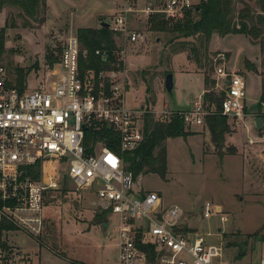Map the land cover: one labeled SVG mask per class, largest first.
I'll return each mask as SVG.
<instances>
[{
  "label": "rangeland",
  "instance_id": "rangeland-1",
  "mask_svg": "<svg viewBox=\"0 0 264 264\" xmlns=\"http://www.w3.org/2000/svg\"><path fill=\"white\" fill-rule=\"evenodd\" d=\"M124 2L133 9L164 4V0H44L35 17L6 6L0 9V31L4 28L6 36L0 64L5 65L13 80L19 69L28 72V89H36L40 83L49 86L54 79L50 70L61 55L56 33L77 34L83 28H100L103 20L110 23L118 11L126 8ZM191 2L198 4L200 0ZM234 8L235 21L240 20L242 11L252 16L260 12L256 0H234ZM129 17L132 29L146 36L144 43L137 44L117 39L118 50L127 49L124 59L118 51L115 54L124 63L116 73L120 81L125 80L129 108L148 105L157 109L167 103L171 108L188 109L202 97L203 89L213 86V81L215 87V67L219 65L247 79V111L256 112L264 95V33L258 37H222L214 33L206 46L203 35L184 37L176 32L151 30L144 12L133 10ZM175 20L171 19L169 25ZM221 54L223 59L219 58ZM168 73L174 74L173 95L165 89ZM218 86H223L222 80H218ZM250 119L247 126L229 119L231 132L226 136V147H235L236 154L222 158L217 155L205 121L204 125L186 126L191 135L165 141V179L157 173L137 177L145 190L161 195L164 207L181 206L185 210L181 225L203 235L211 234L210 242L221 244L227 259L235 264L256 262L264 256V143H260ZM248 136L257 143L249 144ZM97 199L93 192L75 190L69 181L65 187L48 192L43 235L34 238L15 232L9 236L11 244L24 253V264H117L118 218L102 210ZM207 202L213 205L210 217L204 215ZM217 206L222 213L215 211ZM223 215L227 221H222Z\"/></svg>",
  "mask_w": 264,
  "mask_h": 264
},
{
  "label": "built area",
  "instance_id": "built-area-1",
  "mask_svg": "<svg viewBox=\"0 0 264 264\" xmlns=\"http://www.w3.org/2000/svg\"><path fill=\"white\" fill-rule=\"evenodd\" d=\"M192 6L191 0H164L159 8L133 9L126 5L109 28L116 40L145 42V34L132 29L130 12L137 10L148 16L160 12L166 19L175 20L184 18ZM55 39L61 55L50 70L54 79L49 86L40 83L36 89H21L15 86L5 65L0 64V223L12 226L10 235L20 232L40 238L45 230L47 194L63 187L67 179L75 190L95 193L101 209L117 215V264H151L147 252L138 246L139 235L142 243L156 247V264H235L227 259L221 244L210 242L211 234L203 235L181 225L185 215L181 206L166 208L160 194L145 190L128 169L126 158V152L135 151L145 140L147 114L162 122L178 118L186 126L204 125L206 117L216 111L205 101L207 90L184 110L167 103L157 109L148 105L129 108L125 80L120 81L116 72L97 74L92 70L89 76L81 73L80 56L86 50L77 34L58 32ZM126 51L118 50L123 59ZM95 52L104 60L109 56L107 50ZM215 71L217 83L212 90L223 93L221 113L237 125L247 126L251 118L252 129L264 143V99L260 111L248 113L247 79L228 71L226 66L218 65ZM218 80H222V87ZM256 117L263 119L261 130L256 129ZM106 126L115 133L105 137L112 146L98 139L88 150L87 130L99 131ZM247 142L257 143L252 136ZM37 163H41V174L34 179L27 175L26 168ZM212 211L213 205L207 202L205 217H210ZM215 211L223 212L220 206ZM222 221L227 217L223 215ZM11 243L4 246L0 241V264H24V253ZM246 264H264V256Z\"/></svg>",
  "mask_w": 264,
  "mask_h": 264
},
{
  "label": "trees",
  "instance_id": "trees-1",
  "mask_svg": "<svg viewBox=\"0 0 264 264\" xmlns=\"http://www.w3.org/2000/svg\"><path fill=\"white\" fill-rule=\"evenodd\" d=\"M43 2L44 0H0V9L6 6H13L20 8L25 15L35 17L39 13V7ZM256 2L260 8L259 14L252 16L242 11L239 21H235L233 16L235 11L234 0H200L198 4H193L186 11L184 18L175 20L173 25H169L170 20L166 19L165 14L160 12L151 14L148 19V24L151 30L176 32L184 37L203 35L206 46H208L214 33H218L222 37L228 34H254L258 37L264 33V0H256ZM77 36L82 47L84 46V50H86L85 56L83 53L81 54L79 63L80 71L84 76H89L92 70L98 74L100 71L117 72L124 68L123 61L115 54L119 46L115 38V33L109 27L95 29L83 28L79 30ZM5 48L6 36L5 29L3 28L0 31V59L5 52ZM97 49L108 51L109 56L107 60H104L96 54L95 51ZM261 51L264 54L263 40L261 41ZM196 62L200 63V60L197 59ZM50 64L51 66L54 65V63ZM27 74L28 72L19 69L16 79H12L15 86L25 89L27 87ZM205 81L207 83L208 78ZM98 84L99 81H96L97 86ZM106 86L109 87L108 81ZM211 88L206 89L204 98L206 103L216 107V111L208 115L205 121L210 129L212 142L216 147V153L222 158L227 154H236L237 149L232 146L226 147V136L231 132V128L228 117L221 113V103L224 96L223 93L217 94ZM210 89L211 91H209ZM262 89L264 91V77L262 80ZM263 99L264 95L258 104V111L261 110V101ZM191 133L190 130L186 129L183 120L175 118L169 122H162L155 120L152 114H147L145 117V140L135 151L126 152L128 169L133 172L136 179L140 174L149 173H157L165 179L168 171L165 141L168 138L179 136L187 137ZM108 136H115V133L107 126L99 131L87 130L85 140L87 149H91V145L98 139H105ZM105 141L107 145L112 146L110 140L105 139ZM26 169H28L27 175H30L34 179H39L41 163L29 166ZM66 185L67 179H65L64 187ZM11 231H13L11 225L8 223H0V241L2 245L6 246L9 244ZM138 246L147 252L148 261L151 264H156L158 257L156 247L151 244L142 243L141 235H139Z\"/></svg>",
  "mask_w": 264,
  "mask_h": 264
},
{
  "label": "water",
  "instance_id": "water-1",
  "mask_svg": "<svg viewBox=\"0 0 264 264\" xmlns=\"http://www.w3.org/2000/svg\"><path fill=\"white\" fill-rule=\"evenodd\" d=\"M100 25H101V27H110V23L107 22L106 20H103ZM174 87H175L174 74L168 73L166 78H165V89H166L167 93L170 95H173ZM254 122L256 125V129L261 130V128L263 126V119L261 117H256L254 119Z\"/></svg>",
  "mask_w": 264,
  "mask_h": 264
},
{
  "label": "crops",
  "instance_id": "crops-1",
  "mask_svg": "<svg viewBox=\"0 0 264 264\" xmlns=\"http://www.w3.org/2000/svg\"><path fill=\"white\" fill-rule=\"evenodd\" d=\"M51 1H53V0H51ZM72 1H73V3H75V0H72ZM79 2L81 3V1H79ZM122 3H123V2H122ZM126 4H127V3L124 2L123 7H125ZM80 5H81V7H82L83 13L87 14V10H85V9H87V8H86L85 6H84V8H83L82 3H81ZM120 6H122V5H119V7H120ZM119 12H120V11H118V13H119ZM146 15H147V14H146ZM101 16L104 17L103 15H101ZM100 24H101V23H100ZM116 41H117V40H116ZM202 80H203V79H202ZM203 81H204V80H203ZM203 84H204V82H203ZM205 90H206V89H203L202 92L204 93ZM191 104H192V103H191ZM175 109H179V108H175ZM188 228H189V227H188Z\"/></svg>",
  "mask_w": 264,
  "mask_h": 264
}]
</instances>
